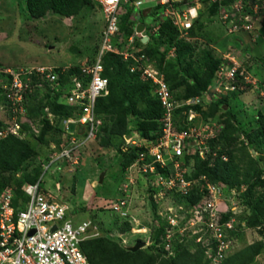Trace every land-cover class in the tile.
I'll return each mask as SVG.
<instances>
[{
    "label": "rangeland",
    "instance_id": "obj_1",
    "mask_svg": "<svg viewBox=\"0 0 264 264\" xmlns=\"http://www.w3.org/2000/svg\"><path fill=\"white\" fill-rule=\"evenodd\" d=\"M128 1L121 9L122 14L129 15L124 17L126 22L122 19L123 30L131 21L130 30L138 23L148 25V19L159 10L157 0H139L142 4L138 9L131 3L137 0ZM233 1L225 0L223 9L213 2H192L197 11L192 23L194 32L175 38L190 48L178 52L173 45H163L159 49L175 50L173 57L165 56L162 66L170 76L176 75L174 81L167 83L180 106L174 123L183 128L189 109L195 111L193 124L203 134L211 135L206 145L213 156L206 162L212 166L217 161L228 165L212 176L213 182L204 175L218 191L217 210L210 212L206 207L211 200L205 193L192 200L175 193L177 189L166 190L162 183L159 186L158 177L166 180L163 176L169 175L173 167L167 170L166 165L155 163L152 173H140L133 166L135 155H130L128 145L143 149L136 151L137 157L150 155L154 148L149 137L138 130L146 125L151 129V122L140 117L149 105L145 98L134 97L136 113L127 114L123 132L113 136L108 133L104 141L96 137L78 147L70 161L52 163L53 154L68 146L69 133L73 132L61 106L67 105L62 92L69 83L68 75H75L77 69L81 71L84 64L92 61L104 19L101 10L93 5L71 16L50 9L37 15L30 9V0H0V89L9 82L8 75L12 78L11 75L21 73V81L28 82L24 75L40 66L52 67L58 79L65 80L57 100V84L42 90L32 86L21 99L23 110L20 108L15 114L8 104L2 103L0 91V130L13 124V120L20 125L18 136L0 139V184L5 185L0 194L11 189L17 202L22 186L39 180L45 197L58 193L68 194L69 199L75 195L77 201H67L71 208H78L73 213L75 223L90 219L98 235L87 240L101 239L107 253L106 261L96 264H118L116 256L123 250L121 247L128 250L138 240L145 243L139 249L140 256L124 258L126 264H264V0L258 1L263 8L258 10L247 33L234 32L228 20L222 19ZM239 22L241 25L243 21ZM214 61H219V65L212 77L209 72ZM232 61L241 65L237 73L243 76L233 82L221 80L220 67L231 65ZM207 74L211 76L209 83ZM33 79L29 80L32 85ZM116 86L125 94L132 88L126 79ZM194 97L203 103L183 106ZM29 108L33 109L31 113ZM198 157L192 148L179 160L183 175L195 183L203 175H197V162L203 161ZM101 174L103 182L99 184ZM84 185L87 190H83ZM58 194L56 201H60ZM114 201L124 202L118 212L112 211ZM76 202L85 206L76 207ZM122 212L126 214L122 216ZM218 220L226 224L222 229L230 246L215 263L205 252L209 246L205 232L208 222L216 225ZM168 232L172 236L166 239Z\"/></svg>",
    "mask_w": 264,
    "mask_h": 264
},
{
    "label": "built area",
    "instance_id": "obj_2",
    "mask_svg": "<svg viewBox=\"0 0 264 264\" xmlns=\"http://www.w3.org/2000/svg\"><path fill=\"white\" fill-rule=\"evenodd\" d=\"M91 3L101 10L104 19L103 30L100 35V42L94 60L84 64L79 76H73L68 85L63 90V96L68 106L76 109L74 116L65 119L67 124L76 125V130H83L84 136L78 138L72 135L69 138L68 146L56 152L51 157L52 162L70 157L83 143L95 139L101 125L100 118L95 111V103L98 97L108 94V81L103 77V58L109 51L123 58V61L130 62V73L138 74L139 79L147 82L151 86L152 94L160 102L163 113L159 120L162 126V135L155 142L154 148L149 151L150 155L140 154L133 166L139 169L140 173H152L155 163L160 166L172 164L173 170L163 181L158 177L157 183L165 186L166 190L177 189L175 193L181 196H189L190 191L197 188L199 193L209 197L206 207L210 212L217 210V200L219 198L216 188L207 182L205 176L195 183L194 180L186 179L180 169L179 160L184 157L190 149H194V154H198L201 159H207L213 153L206 145L208 136L199 131V127L193 124L195 111L189 109V117L183 128H178L175 121V112L180 106L173 98L164 74L157 69L154 62L144 53L133 46L134 38L129 37L126 43L122 42L121 23L127 13H121L123 6L129 3L128 0H90ZM259 0H234L229 4L227 13H223L222 19L228 20L234 32L239 30L248 32L253 27L254 17L258 10L263 8ZM200 3L197 0H157L159 8L153 15L148 34L156 35L161 24L168 20L176 29L177 33L184 37L189 34L192 23L197 17L196 7L192 6ZM213 2L223 9L225 0H206V3ZM133 7L138 9L141 1H132ZM259 4V5H257ZM225 5V4H224ZM219 9V10H220ZM242 13V14H241ZM222 14V13H221ZM239 14V15H238ZM244 14V15H243ZM240 15L242 17H240ZM239 21L242 24L240 25ZM141 38L144 37V34ZM121 45V47H119ZM174 49L167 52V56L173 57ZM240 64L232 61L231 65L220 67L218 76L226 82H233L236 78L243 76L238 69ZM21 73L11 75L3 85L5 98L12 114L18 113L22 105L21 99L26 91L33 87L44 89L52 84L56 85L58 75L51 67L32 68L27 76L28 82L20 79ZM35 80H34V79ZM33 79L34 84L29 80ZM35 85V86H34ZM59 92V86L56 87ZM201 99L194 97L185 102L186 107L201 105ZM23 109L21 108V111ZM20 111V112H21ZM20 125L13 120V124L7 125L4 130H0V139L9 135L18 136ZM134 144V142H132ZM153 159L149 162L147 160ZM177 158V159H176ZM225 160V157H221ZM163 181V182H162ZM59 189V184H56ZM171 188V189H169ZM23 198H19L14 205V197L11 189H5L0 194V264H89L87 258L81 250V243L86 239L98 235L97 227L92 226L90 220H83L75 223L73 221L72 209L63 201H56L55 197H45L40 192L39 180L35 183L25 184L21 188ZM204 203H201V205ZM124 205L123 201H118L112 206V211H119ZM200 205V204H197ZM126 212H122L124 216ZM212 224L208 222L205 232L207 236L206 251L211 259L218 263L223 257L222 253L230 246L226 241L225 223ZM174 228L175 221H169ZM174 224V225H173ZM229 228V226H228ZM33 231L30 235L29 233ZM204 233V234H205ZM168 232L166 239L171 238Z\"/></svg>",
    "mask_w": 264,
    "mask_h": 264
},
{
    "label": "trees",
    "instance_id": "obj_3",
    "mask_svg": "<svg viewBox=\"0 0 264 264\" xmlns=\"http://www.w3.org/2000/svg\"><path fill=\"white\" fill-rule=\"evenodd\" d=\"M188 1H194V0H188ZM228 1L229 0H227V2ZM201 2L205 4L206 0L201 1ZM92 5L93 4L91 3L90 0H30V9L32 13L37 14V15H43L44 13H46L47 10L50 9L62 15L71 16V15H74L80 12L84 8L88 6H92ZM35 8H37L39 11H35ZM126 20L127 18H124L123 22H126ZM127 24L128 25L126 26H129L128 28L125 27L126 29L124 30L121 28V30L124 32L126 37L130 36L133 33V30L129 29L131 22L130 23L128 22ZM121 25L123 26L122 23ZM193 30H194V27H192L189 30V33L194 32ZM176 35H178L176 29L171 25V23L168 20H165L161 24L158 33L156 35L150 36V41L147 44L142 45L140 40H136V42L134 43L136 47L141 48V51L145 53L151 60L154 61V64L157 67V69H159L161 72L164 73L165 80L167 83H168V80L170 82L174 81L176 78V75L170 76L168 70H166L165 68H162L164 58L167 54V51H166L167 49H165L163 52H160L159 51L160 47H163V45L167 47L173 45L178 48L177 50L178 52L181 50L186 51L187 49L190 48L186 44L179 43V41L175 39ZM159 38L161 39L159 40ZM150 45H152L153 47ZM212 63L213 65L210 67L211 71L209 73H213L212 74V77H213L215 76L214 74L216 73L218 69L219 61H214ZM129 66H130V62L123 61L120 56L111 54L110 52L106 54L105 57L103 58V73L102 74L108 80V94L104 97L98 98L95 103L96 114L98 115L99 118H101L100 120L102 121V124L99 127V131L97 133L98 141H104V138L106 137L105 135L108 133L110 136H113L114 134L116 135L119 132L124 131V128H125L124 120L127 114L132 115L133 113H136L135 107H136L137 100L135 101L134 97L138 99L139 98L148 99L147 102L149 103L148 107L145 109V111H143L144 114L142 113L143 115H140L137 113V115H140V117H143V118H147V121L151 122V125L149 126L151 127V129L146 128L147 127L146 125L143 130L141 128L138 130H141L144 133V137H147V138L149 137L151 141L155 140L161 134V127H160V123L158 122V120H160V118L162 117V113H163L162 107L159 101L151 94V86L149 85V83L141 82L138 79V76L136 74L130 73ZM79 75H80V70L77 69V71H75V75L72 73L68 75L69 76L68 81H70V79L73 76H79ZM210 77L211 76L209 74V76L207 77L208 83L210 82L209 81ZM123 79L128 80V83L132 87L130 91H128L126 94H125V90L120 91L119 90L120 88L116 86L118 85V83H120V80L122 81ZM63 80L58 79L56 84L59 87H61V85L64 86ZM136 89H137V92H136ZM0 91L3 92V99L1 100L2 103L8 104V102L6 101V98H4L5 97L4 90L0 89ZM55 94H56V100H57V98L60 96L61 93L56 92ZM120 94L121 95L125 94V96L120 97ZM126 102L128 104L122 108V106ZM61 106H63L62 108L66 110L67 113L65 115L67 117L72 116L73 113L75 112V108L69 107L64 104H62ZM32 111L33 109H30V108L28 109V113H31ZM10 114L11 113H9V115ZM12 138L14 137L10 136L5 139H2V141L6 139H12ZM140 150H143V149H137L133 147V148H129L128 152L130 153L131 156L135 155V158H136L137 153H138L136 151H140ZM21 154L23 155V153ZM201 162L202 164L197 162V165H196L197 175L199 174L206 175L209 179H211L212 182H213L212 176L215 175L220 168L228 166L227 163H220L219 161H217L218 163L216 162V164L213 166L209 165L206 161L205 162L201 161ZM4 186L5 185L1 183L0 190ZM22 194L23 193L19 190L18 197L23 198L24 195ZM189 198H192L193 200L195 198H198V196L194 194V195H191V197ZM13 203L14 205H16L17 204L16 200H14ZM121 248H123V250L122 249L119 250V254L116 256L117 258L116 260L119 261L118 264H126L125 259L128 260L130 257L135 258L136 256L138 257L140 256L139 255L140 250L131 252L124 247H121ZM81 250L86 255L90 264H96V262L99 263L101 261H106L107 259V256H106L107 253L104 252L105 250L103 247V241L101 239H91V240H86L82 242Z\"/></svg>",
    "mask_w": 264,
    "mask_h": 264
},
{
    "label": "clouds",
    "instance_id": "obj_4",
    "mask_svg": "<svg viewBox=\"0 0 264 264\" xmlns=\"http://www.w3.org/2000/svg\"><path fill=\"white\" fill-rule=\"evenodd\" d=\"M198 1V0H197ZM198 2H200V3H203V2H201V1H198ZM94 6V5H93ZM153 15H154V13H153ZM132 22V21H131ZM151 24H153V16L150 18V22L148 23V25H146L148 28H146V26L144 25V24H136L135 26H134V28H133V33L130 35V36H128V37H126L125 36V34H124V32L121 30V37H122V42L123 43H126L127 42V39L129 38V37H133L134 38V42L132 43L133 44V46L135 47V48H137V49H139V51L141 52V53H143L142 51H141V48H139V47H136L135 45H134V43H135V41H136V37H137V40H140V42L142 43V45H145V44H147L149 41H150V35L148 34V30L150 29V26H151ZM138 25H141V26H143V31L141 32V33H138L137 31H136V27L138 26ZM139 34H144L145 36L144 37H146L147 39H146V41L145 42H142V39H143V37L141 38V35H139ZM178 34V33H177ZM101 35V34H100ZM99 42H100V40H99ZM98 46H99V44H98ZM119 47H121V45H119ZM98 49V48H97ZM110 52V51H109ZM108 52V53H109ZM96 53H97V50H96ZM108 53H106V54H108ZM111 53V52H110ZM111 54H114V53H111ZM145 54V53H144ZM114 55H116V54H114ZM146 55V54H145ZM95 56H96V54H95ZM95 56L92 58V61L94 60V58H95ZM119 56V55H118ZM147 56V55H146ZM105 57V56H104ZM121 57V56H120ZM148 57V56H147ZM122 58V57H121ZM149 58V57H148ZM150 59V58H149ZM122 60H123V58H122ZM91 61V62H92ZM153 61V60H152ZM126 62H129V61H126ZM154 62V61H153ZM88 63H90V62H88ZM155 65V64H154ZM129 68H130V66H129ZM130 72V71H129ZM80 73H81V71H80ZM103 73V72H102ZM132 74H134V73H132ZM103 75V74H102ZM137 76H138V74H136ZM104 77V76H103ZM106 78V77H105ZM7 79L9 80L10 79V75H8V77H7ZM107 79V78H106ZM138 79H139V76H138ZM140 80V79H139ZM108 81V80H107ZM141 81V80H140ZM141 82H143V81H141ZM147 83V82H146ZM150 85V84H149ZM3 89V88H2ZM151 94H152V90H151ZM153 95V94H152ZM106 96V95H105ZM154 96V95H153ZM104 97V96H103ZM98 98H100V97H98ZM97 98V99H98ZM96 99V100H97ZM160 103V102H159ZM70 107V106H69ZM73 108V107H72ZM75 111H76V109H75ZM72 116H74V113H73V115ZM72 116H69V117H66L65 119H68V118H70V117H72ZM97 117H98V115H97ZM99 118V117H98ZM101 119V118H100ZM99 119V120H100ZM161 119V118H160ZM101 121V120H100ZM158 122H159V120H158ZM101 124H102V121H101ZM70 127L72 126L73 127V132H70L69 133V135H70V137L72 136V135H74V136H76V137H78V138H82L83 136H84V129L81 131V130H79V131H77L76 130V125H72V124H68ZM101 126V125H100ZM160 127H161V134H160V136H158L155 140H153L152 142H153V144H155V142L159 139V137H161V135H162V126H161V123H160ZM99 131V130H98ZM11 136H13V135H11ZM96 137H97V135H96ZM96 137H95V139H96ZM132 137V136H131ZM133 137H134V135H133ZM95 139H91V140H89V141H87V142H85V143H83L82 145H85V144H87V143H90L91 141H93V140H95ZM81 145V146H82ZM80 146V147H81ZM127 148L129 149V148H133V146L130 144V145H128L127 146ZM63 149V148H62ZM61 150V149H60ZM59 150V151H60ZM58 151V152H59ZM73 154H74V152H72V154L70 155V157H68V158H65L66 160L68 159V161H70L71 159H73V158H75V156H73ZM195 155H198V154H196L195 153ZM199 156V155H198ZM210 156H212V155H209V157ZM209 157L207 158V159H202L203 161H209ZM65 159H60V160H64L65 161ZM137 159V156H136V158L134 159V162H135V160ZM177 159V158H176ZM60 160H57V161H60ZM56 162V161H55ZM55 162H52V163H55ZM209 163V162H208ZM159 165V164H158ZM209 165H211V162H210V164ZM171 167H172V164L170 163V162H168L167 163V165H166V168H167V170L169 169H171ZM166 170V171H167ZM166 173V172H165ZM165 173H164V175H165ZM168 176V175H167ZM167 176H163V177H167ZM201 176H204V175H201ZM187 179V178H186ZM103 182V181H102ZM98 183H99V181H98ZM56 184H59V183H56ZM99 184H101V183H99ZM56 190H59V189H57V187H56ZM194 190V192H192ZM191 192H190V195L189 196H184V198L185 197H190L191 195H196V196H200L201 194L199 193V191H198V189L197 188H194ZM57 192H59V191H57ZM50 197V196H49ZM55 198L57 197V196H54ZM59 197V196H58ZM59 199H60V201H63V202H65L69 207H70V209H72V215H73V213H74V211L76 210V209H78V208H71V206H70V204L67 202V201H69V200H66V198H63V197H59ZM70 202V201H69ZM117 201H114V204L116 203ZM112 203V202H111ZM111 207V206H110ZM112 208V207H111ZM85 220H90V219H85ZM73 221L75 222V220H74V218H73ZM91 221V220H90ZM78 223V222H77ZM92 223V222H91ZM95 226V225H94ZM96 237V236H95ZM91 238H94V237H91ZM89 239V238H88ZM87 240V239H86ZM138 241H140V240H138ZM137 242V241H136ZM135 242V243H136ZM135 245V244H134ZM84 254V253H83ZM85 255V254H84ZM85 257H86V255H85ZM87 258V257H86ZM87 261H88V259H87ZM88 263L90 264V262L88 261Z\"/></svg>",
    "mask_w": 264,
    "mask_h": 264
},
{
    "label": "water",
    "instance_id": "obj_5",
    "mask_svg": "<svg viewBox=\"0 0 264 264\" xmlns=\"http://www.w3.org/2000/svg\"><path fill=\"white\" fill-rule=\"evenodd\" d=\"M136 31L138 33H141L143 31V26L138 25L136 27ZM146 39H147L146 37H143L142 42H145ZM102 181H103V174H101L99 177V183H102ZM32 233H33V231H31L29 234L31 235ZM144 245H145V243L143 241H137L134 246L128 247V250L131 252H135V251L139 250L140 248L144 247Z\"/></svg>",
    "mask_w": 264,
    "mask_h": 264
},
{
    "label": "crops",
    "instance_id": "obj_6",
    "mask_svg": "<svg viewBox=\"0 0 264 264\" xmlns=\"http://www.w3.org/2000/svg\"><path fill=\"white\" fill-rule=\"evenodd\" d=\"M146 18H147V17H146ZM147 19H148V18H147ZM149 22H150V19H148L147 23H149ZM84 189L87 190V188H85V185H84L83 190H84ZM55 192H56V191H53V194H55ZM57 194H58V193H57ZM57 194H55V195H57ZM55 195H53V196H55ZM58 195H59V194H58ZM82 195H83V194H82ZM82 195H81V196H82ZM60 196L63 197V198H66V200L68 199V194H67V195H62V194H60L59 197H60ZM69 197H70V198L68 199L69 201H72V200H73V201H74V200L77 201V197H75V195H73V196H69ZM73 198H74V199H73ZM86 204H87V203H86ZM75 205H76V207H79V208H81L80 206H82V207L85 206L84 203H82V204L80 205V204L77 203V202L75 203ZM79 205H80V206H79ZM79 210H81V209H79ZM83 220H85V219H83ZM83 220H76V221H77V222H78V221L81 222V221H83Z\"/></svg>",
    "mask_w": 264,
    "mask_h": 264
}]
</instances>
